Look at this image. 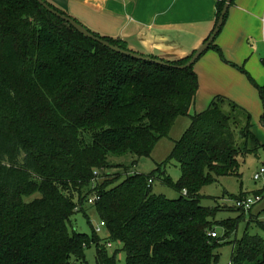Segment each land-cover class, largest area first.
Masks as SVG:
<instances>
[{
    "label": "trees",
    "instance_id": "1",
    "mask_svg": "<svg viewBox=\"0 0 264 264\" xmlns=\"http://www.w3.org/2000/svg\"><path fill=\"white\" fill-rule=\"evenodd\" d=\"M224 3L216 4L217 19ZM93 33L129 50L120 38ZM213 47L221 54L215 39ZM194 51L176 60L145 55L183 65ZM255 86L264 104V84ZM197 90L194 64L180 69L134 59L83 36L37 0H0V264H84L91 242L95 264H117L94 228L91 239L69 229L75 213L90 209L106 237L121 244L124 264H215V249L246 213L247 227L264 230L253 207L234 205L239 217L218 222L217 208L200 204L203 186L237 175L238 155L264 150L251 114L223 95L190 115L173 141L167 159L177 161L180 176L173 182L164 173L161 180L178 192L175 199L153 192L154 174L124 167L122 177V165L111 161L149 156L178 117L189 115ZM94 194L99 199L88 203ZM230 264H264V236L246 229L233 241Z\"/></svg>",
    "mask_w": 264,
    "mask_h": 264
},
{
    "label": "rangeland",
    "instance_id": "2",
    "mask_svg": "<svg viewBox=\"0 0 264 264\" xmlns=\"http://www.w3.org/2000/svg\"><path fill=\"white\" fill-rule=\"evenodd\" d=\"M235 2L237 0H234ZM234 3L229 6L226 20L216 36L218 38L230 25L233 26L229 31L234 29L232 30L234 31V36L227 43L228 47L224 49L217 44L221 50V54L214 47L208 48L194 63V68L197 71L198 91L194 105L189 110V115L178 117L169 135L157 141L149 156L134 157L133 155L127 154L113 157L111 161L122 165V167H117L122 177L126 174L124 171L125 168L130 171L128 173L154 174L152 188L155 194H162L169 199L178 197V192L172 187L165 185L161 180L164 173L169 175L173 182H176L180 176L177 161L167 159V157L173 147V141L177 140L189 126L190 115L204 111L208 107L211 98L215 95L228 96L227 98L234 99L241 107L251 112V130L258 137L259 141L264 144V104L255 86V83H264V66L261 63V58H264V41L262 35L264 2H260L259 8H256V12L253 13L254 17H257V22H246L248 17L241 14L236 15L232 19L231 14ZM245 6L248 7L245 11L251 12V4L247 2ZM255 7L256 4L253 8L255 9ZM245 28L251 34L244 37L239 36V29ZM212 52L216 56L215 61L209 60ZM237 158L239 166L236 171V176H220L215 181L203 186L200 190L202 196L200 204L214 207V210L217 208L213 219L218 222H225L229 219L239 217L241 212L234 207V198L238 197L240 193L253 194L254 191L261 189L262 186V179L259 181L254 180L253 174L261 167H264V150L261 149L258 155L250 153L245 155L240 154ZM159 167L161 171L158 170ZM114 168L107 170L105 175L113 174L112 172L114 170L116 172V167ZM263 208L264 193L262 194L261 200L252 209V214H257L261 221H264ZM248 219L249 214L247 213L244 217L239 218L236 229L215 249V253L218 255L215 264H230L233 252V241L241 238L246 229L249 234L257 233L264 236V230L262 228L253 224L247 227ZM98 222L99 217L92 209L88 210L87 216L81 212H77L70 218L69 229L85 233L91 239L93 236V228ZM215 231L221 237L224 234L223 225L219 223L215 224ZM106 235L107 232L105 229H101L97 233L101 243H111L112 247L107 250L109 253H115L117 264H124L125 253L121 249V244L109 240ZM95 253V244L92 242L87 244L84 248V264H95Z\"/></svg>",
    "mask_w": 264,
    "mask_h": 264
},
{
    "label": "crops",
    "instance_id": "3",
    "mask_svg": "<svg viewBox=\"0 0 264 264\" xmlns=\"http://www.w3.org/2000/svg\"><path fill=\"white\" fill-rule=\"evenodd\" d=\"M47 1L93 32L102 36L120 38L132 51L176 60L189 56L210 35L217 21L216 4L219 0ZM247 2L251 4V12L245 11L248 8L245 6ZM260 2L264 0H237L232 10V19L241 14L248 17L246 22H257V17H254L253 13L259 8ZM231 28L233 26L230 25L221 36L215 38L216 45L224 49L228 47L227 43L234 36L232 31L234 29L229 31ZM239 32V36L242 37L251 34L246 28L239 29ZM262 35L264 41V34ZM215 57L212 52L209 60L215 61ZM262 59L264 58H261V61ZM194 70L197 74L195 68ZM262 84L264 83L259 85ZM229 99L235 102L234 99L230 97Z\"/></svg>",
    "mask_w": 264,
    "mask_h": 264
},
{
    "label": "water",
    "instance_id": "4",
    "mask_svg": "<svg viewBox=\"0 0 264 264\" xmlns=\"http://www.w3.org/2000/svg\"><path fill=\"white\" fill-rule=\"evenodd\" d=\"M45 9H47L50 13L56 15L57 17L63 19L64 21H66L67 23H69L77 32H79L80 34H82L83 36L97 41L100 44L104 45L105 47L126 55V56H130L134 59H138V60H142V61H147V62H152V63H156V64H160V65H164V66H172V67H177L180 69L183 68H187L190 67L191 65H193L196 60L200 57V55L206 51L211 43L214 41L216 35L218 34V32L220 31L221 26L224 23V17L228 11L229 5L231 3V0H225V3L223 4L222 10L219 14V17L216 21V24L212 30V32L210 33V35L207 37V39L200 45L198 46L194 53L191 55V57L189 58V60L183 64V65H171L168 62H165L161 59L158 58H152L148 55L139 53V52H135L132 50H126V49H122L117 45H113L111 43H109L107 40L102 39L99 36H96L93 32H91L90 30L87 29V27H85L84 25L80 24L79 22H77L72 16L67 15V14H63L61 12H59L58 10L54 9L52 6H50L46 1L44 0H37Z\"/></svg>",
    "mask_w": 264,
    "mask_h": 264
},
{
    "label": "built area",
    "instance_id": "5",
    "mask_svg": "<svg viewBox=\"0 0 264 264\" xmlns=\"http://www.w3.org/2000/svg\"><path fill=\"white\" fill-rule=\"evenodd\" d=\"M253 179L254 180H261L262 179V187L264 189V167H261L258 171H256L253 174ZM154 181V177H149L148 179V185H151ZM185 190H183V193L185 194ZM264 193V190H263ZM262 198V194H252L249 196H245L242 198H238L234 201V205L244 211H249L257 202H259ZM99 196L97 195H92L88 198V203H93L94 201L98 200ZM101 229H105V223L103 221H99L96 226H94V232L99 233ZM211 236H215V231L210 232ZM107 247H111L110 242H106Z\"/></svg>",
    "mask_w": 264,
    "mask_h": 264
}]
</instances>
